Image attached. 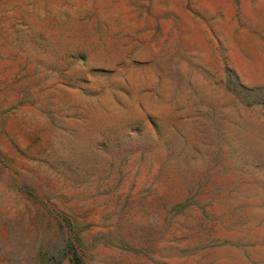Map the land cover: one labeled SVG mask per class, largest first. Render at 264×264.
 Listing matches in <instances>:
<instances>
[{
  "label": "rangeland",
  "instance_id": "1",
  "mask_svg": "<svg viewBox=\"0 0 264 264\" xmlns=\"http://www.w3.org/2000/svg\"><path fill=\"white\" fill-rule=\"evenodd\" d=\"M264 264V0H0V264Z\"/></svg>",
  "mask_w": 264,
  "mask_h": 264
},
{
  "label": "trees",
  "instance_id": "2",
  "mask_svg": "<svg viewBox=\"0 0 264 264\" xmlns=\"http://www.w3.org/2000/svg\"><path fill=\"white\" fill-rule=\"evenodd\" d=\"M78 261H79V260H77L76 264H78V263H79Z\"/></svg>",
  "mask_w": 264,
  "mask_h": 264
}]
</instances>
